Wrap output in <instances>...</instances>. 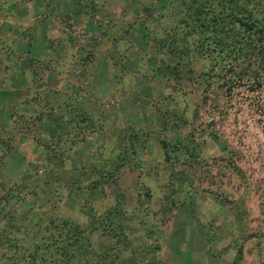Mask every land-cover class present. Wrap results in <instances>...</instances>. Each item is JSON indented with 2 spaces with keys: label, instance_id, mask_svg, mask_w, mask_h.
<instances>
[{
  "label": "rangeland",
  "instance_id": "rangeland-1",
  "mask_svg": "<svg viewBox=\"0 0 264 264\" xmlns=\"http://www.w3.org/2000/svg\"><path fill=\"white\" fill-rule=\"evenodd\" d=\"M20 15L101 96L57 103L84 126L61 162L59 129L0 119V264H264V0H0L4 29ZM65 234L75 258L45 248Z\"/></svg>",
  "mask_w": 264,
  "mask_h": 264
},
{
  "label": "crops",
  "instance_id": "crops-1",
  "mask_svg": "<svg viewBox=\"0 0 264 264\" xmlns=\"http://www.w3.org/2000/svg\"><path fill=\"white\" fill-rule=\"evenodd\" d=\"M12 18L7 21L9 23H3L4 26L11 24V28L4 29L0 21V45H4V49L14 58L12 65L6 64L0 67V107H2L1 104L6 107L10 105L9 107L14 110L13 114L5 111L0 115V119L5 122L4 126H11L15 125L19 119L22 121L24 117L34 118L39 122V125L34 123V127L37 126L49 134L57 128L58 134L64 135V128L72 131L73 126L79 125L82 121V116L69 117L68 113L55 110L57 103L62 102L61 98L66 97V104H73L76 109L81 105L83 111L81 109L80 111L85 113L84 104H95L97 99H100L101 88L93 83L95 93L92 98L85 99L86 93L83 86L74 85L77 81L85 87L86 81L82 82L83 79L81 81L78 79L79 74L82 73L80 70L84 71L85 66L77 64L69 69L68 63H57L71 55L68 50L69 40L66 39L67 44L60 48L53 38L47 37V27L43 25L44 22H37L35 18L28 19L29 16L22 15ZM95 66L94 62L88 67L91 75L90 86L92 84L90 78L96 69ZM44 105L49 111L38 115V111L41 112ZM50 118L54 121H50ZM77 121L80 122L77 124Z\"/></svg>",
  "mask_w": 264,
  "mask_h": 264
},
{
  "label": "trees",
  "instance_id": "trees-1",
  "mask_svg": "<svg viewBox=\"0 0 264 264\" xmlns=\"http://www.w3.org/2000/svg\"><path fill=\"white\" fill-rule=\"evenodd\" d=\"M235 23L236 24H239L241 27H243L246 31H248L251 27L250 23L249 22H245V21H242L241 19H238V18H235L234 19ZM126 32V31H125ZM176 35V34H175ZM174 38L176 39L177 37L174 36ZM181 38V37H180ZM180 40V39H179ZM114 43V42H112ZM175 48L177 47H172V49H170L171 51H175ZM161 63L164 65L163 67H167V66H170L168 65L165 60L162 58L161 59ZM81 121V120H80ZM80 121H77V124L80 122ZM83 121V120H82ZM81 123V122H80ZM79 123V125H77L78 127H73L72 129V132L74 131V129H77V128H80L81 132L84 131V126H81ZM82 137H83V133H82ZM35 140V142H38V143H41L40 142V139L39 138H33ZM65 142V138L62 134H58L56 135L55 139L53 140H48V141H45L43 143H41V145L44 147V149L47 151V153H49V156H52L54 157L55 159H57L59 162L63 161V154H65L66 150L68 148H71L70 145H68L69 143H73L72 140L70 141H67L66 143ZM63 145H65L63 147ZM121 156H119L120 158ZM122 160V159H121ZM120 165V164H119ZM117 165V166H119ZM116 166V167H117ZM60 222L63 224H66L68 222L67 219L65 218H61L60 219ZM70 236L73 237V242H78L79 241V237L81 236L80 233L83 231L78 225H70ZM65 232V231H64ZM64 239H62L61 241V244L58 245V246H55V244H49L48 246H45V248L49 251V252H52V254L55 252L57 254H59V250L61 251V253L63 254V252L67 251L68 253H70L71 255H69L71 258H75V255L72 254L71 251H74L73 249H71V251L69 250L70 249V246L72 245V241H67V236L65 234V237H62ZM88 240L87 236H84V246L86 245H89V240L87 241L86 239ZM82 242V244H83ZM82 246V245H81ZM81 248V247H80ZM37 252V253H36ZM35 253L38 255V250H35ZM94 253V252H93ZM35 254V255H36ZM34 256V259L36 258V256ZM40 255V254H39ZM38 255V256H39ZM40 256H43V255H40ZM52 260V259H51Z\"/></svg>",
  "mask_w": 264,
  "mask_h": 264
}]
</instances>
